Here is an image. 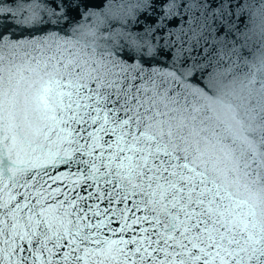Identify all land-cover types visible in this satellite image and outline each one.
<instances>
[{"label": "snow or ice", "instance_id": "1", "mask_svg": "<svg viewBox=\"0 0 264 264\" xmlns=\"http://www.w3.org/2000/svg\"><path fill=\"white\" fill-rule=\"evenodd\" d=\"M0 264H264V0H0Z\"/></svg>", "mask_w": 264, "mask_h": 264}]
</instances>
